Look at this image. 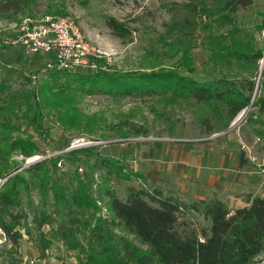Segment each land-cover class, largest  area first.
Here are the masks:
<instances>
[{"label":"rangeland","instance_id":"rangeland-1","mask_svg":"<svg viewBox=\"0 0 264 264\" xmlns=\"http://www.w3.org/2000/svg\"><path fill=\"white\" fill-rule=\"evenodd\" d=\"M192 1L197 5L195 8L170 0H31L27 13L70 16L87 42L97 49L96 55L71 74L173 71L192 74L201 81L221 73L250 74L257 81L254 102L264 88V57L255 65L245 62L240 54L264 55V0H253L251 6L236 15L221 11L214 0ZM7 24L0 19V28ZM0 34L7 35L9 31ZM51 58L49 53L26 54L21 48L0 45L2 160L13 170L8 178L19 173L30 182L29 188L22 189L30 215L28 230L21 229L23 237L15 245L6 239L0 227L1 262L22 264V257L29 255L39 256L45 264H80L84 254L78 249H68L62 240L83 243L93 240L89 228L97 216L106 213L105 204L96 199L101 187L108 184L119 197L125 198L128 190L141 186L138 179L121 177L119 172L109 177L96 169L97 154L126 153L128 167L137 169L152 162L158 144L162 147L167 142L201 144L241 137L251 148L247 150L249 157L257 155L253 162L264 168V142L256 133L262 129V123L249 120L251 107L245 109L247 113L233 128L206 134L208 124L204 120L215 121L205 104H196L185 95L171 92L146 95L113 89L83 93L64 87L69 81L79 84L73 77L69 80L70 77L64 76L56 81L49 76L55 70L47 69ZM134 126L143 133L130 131ZM18 139L31 141L39 154L25 157L20 150L13 149L12 143ZM56 156H61L57 172H52L48 164L38 173L23 170ZM7 177L0 179V186ZM58 185L64 188L68 203L74 204V211H63L69 206L61 200V190H55ZM75 195L83 201L82 205L75 203ZM85 196L97 200L96 213L91 214L94 206L85 202ZM58 206L61 211L52 213L55 222H46L42 210L53 212ZM76 213H82L81 221L68 225L69 218ZM187 217L193 223L208 224L192 211ZM86 220H91L90 227L84 225ZM47 240L51 241L49 246ZM108 240H128L142 246L140 240L120 228ZM263 263L264 253L252 264Z\"/></svg>","mask_w":264,"mask_h":264},{"label":"trees","instance_id":"trees-1","mask_svg":"<svg viewBox=\"0 0 264 264\" xmlns=\"http://www.w3.org/2000/svg\"><path fill=\"white\" fill-rule=\"evenodd\" d=\"M170 1L183 2L186 6L194 5V8L197 6L192 0ZM214 1L228 15H236L253 3V0ZM30 3L31 0H0V19L9 23L30 14L27 13ZM114 28H118L117 22H114ZM240 56L245 62L255 65L264 57L263 54L247 52H241ZM49 74L56 81L64 76L70 77L69 80L73 77L79 84H69L71 82L68 80L69 83L64 87H72L83 93L112 92L115 89L125 90L130 94L159 95L171 92L185 95L196 104L207 105L212 112L211 118L215 123H210V118L204 120L208 124L206 134L228 129L235 118L250 106L249 120L254 124L259 121L262 123V129L256 133L264 142V88L253 102L257 81L250 74L236 76L221 73L204 81L192 74L173 71L115 75L106 71L71 74L56 69ZM58 85L62 86L56 84ZM130 131L143 133L135 126ZM12 144L13 149L20 150L25 157L39 154V149L29 140L18 139ZM3 153V148L0 147V164L3 165L0 168V179H5L13 172L10 165L3 162ZM60 159L61 156L47 158L23 170L38 173L48 164L51 165L52 172H57ZM128 159L126 153L121 156H95L96 169L108 173L109 177L110 174L119 172L121 177L138 179L141 186L128 190L125 198L119 197L108 184L101 187L96 199L105 204V216H97L91 227V220L83 222L86 227H90L89 233L93 240H87V243L82 240H62L68 249H78L84 254V258H80V264H252L264 253V195L247 193V204L236 208L219 198L211 199L205 204L187 203L179 197L166 194L161 187L149 181L141 170L129 168ZM29 185L30 182L22 174L16 173L0 186V227L6 239L15 245L20 244L23 237L21 229L28 230L30 215L27 212L28 205L23 201L22 189L29 188ZM55 190H61V200L69 206L63 211H74V204L68 203L64 188L58 185ZM85 197V202L95 207H92L91 214L96 213L97 200ZM73 198L75 203L82 205V192V200L78 195ZM59 209L61 208L58 206L53 212L42 210L43 219L54 223L52 213L58 214L61 211ZM190 211L200 213L209 224L191 222L187 217ZM65 213L69 215L68 212ZM82 213L70 217L68 225L80 222ZM118 228L140 240L142 246L128 240H108ZM50 243L51 241H46L47 246Z\"/></svg>","mask_w":264,"mask_h":264},{"label":"crops","instance_id":"crops-1","mask_svg":"<svg viewBox=\"0 0 264 264\" xmlns=\"http://www.w3.org/2000/svg\"><path fill=\"white\" fill-rule=\"evenodd\" d=\"M228 139L158 144L152 162L137 169L166 194L187 203L205 204L219 198L232 208L245 206L247 193L264 195V168L250 159L241 137L236 142Z\"/></svg>","mask_w":264,"mask_h":264},{"label":"built area","instance_id":"built-area-1","mask_svg":"<svg viewBox=\"0 0 264 264\" xmlns=\"http://www.w3.org/2000/svg\"><path fill=\"white\" fill-rule=\"evenodd\" d=\"M2 31H9L7 35L0 34L2 46L21 48L26 54L49 53L52 58L47 61L48 70L77 71L97 53L75 20L67 15H25L0 28ZM243 148L248 150L250 146L245 144ZM250 158L256 161L258 156L251 154ZM22 259V264H45L39 256L25 255Z\"/></svg>","mask_w":264,"mask_h":264},{"label":"water","instance_id":"water-1","mask_svg":"<svg viewBox=\"0 0 264 264\" xmlns=\"http://www.w3.org/2000/svg\"><path fill=\"white\" fill-rule=\"evenodd\" d=\"M263 66H264V61H263ZM250 108V106L248 107V108H246V109H249ZM248 111V110H247ZM247 111L245 110L244 112H243V114L228 128V129H231V128H233L235 125H237L240 121H241V119L244 117V115L247 113Z\"/></svg>","mask_w":264,"mask_h":264}]
</instances>
